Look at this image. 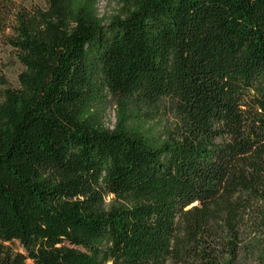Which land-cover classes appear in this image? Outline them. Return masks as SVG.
I'll return each mask as SVG.
<instances>
[{
  "label": "trees",
  "instance_id": "1",
  "mask_svg": "<svg viewBox=\"0 0 264 264\" xmlns=\"http://www.w3.org/2000/svg\"><path fill=\"white\" fill-rule=\"evenodd\" d=\"M120 1L105 23L47 0L6 40L24 70L0 72V264H170L173 241L183 264H264V183L232 169L264 166V0Z\"/></svg>",
  "mask_w": 264,
  "mask_h": 264
},
{
  "label": "rangeland",
  "instance_id": "2",
  "mask_svg": "<svg viewBox=\"0 0 264 264\" xmlns=\"http://www.w3.org/2000/svg\"><path fill=\"white\" fill-rule=\"evenodd\" d=\"M94 3L98 18L104 20L105 23L117 16L122 6L120 0H95ZM47 6V0H0V72L6 83L2 88L18 89L20 87L18 77L24 70L18 51L13 45H9L6 40L8 37H16L14 36V27L20 26L19 19L22 14L31 15L36 13L37 10H46ZM133 110L136 117L129 119L131 122L136 123L137 114L142 110L141 107H134ZM119 112L117 102L112 96H107L104 102H95L93 107L95 122L110 130L117 127ZM149 115H153V117L151 119L146 118L147 121L143 125L150 126L151 132L162 133L173 125V117L168 109L151 110ZM232 169H239L252 175L260 186L264 183V166L258 149L243 158L237 159L232 164ZM244 214L245 211L243 209L231 207V209L217 212L215 219L222 223L231 220L240 221ZM12 247L15 250H21L17 242L12 244ZM171 248L169 263L183 264L180 245L173 241Z\"/></svg>",
  "mask_w": 264,
  "mask_h": 264
}]
</instances>
